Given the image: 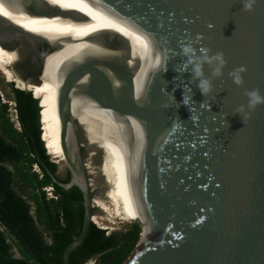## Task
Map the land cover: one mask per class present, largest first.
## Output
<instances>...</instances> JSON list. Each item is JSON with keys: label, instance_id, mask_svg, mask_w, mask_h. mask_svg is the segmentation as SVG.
<instances>
[{"label": "water", "instance_id": "95a60500", "mask_svg": "<svg viewBox=\"0 0 264 264\" xmlns=\"http://www.w3.org/2000/svg\"><path fill=\"white\" fill-rule=\"evenodd\" d=\"M189 40L225 54L208 96L181 52ZM0 52L57 97L71 179L52 180L78 187L85 208L65 264L93 222L83 149L104 154L96 143L119 151L142 221L123 264H264V104L236 113L246 90L264 94V0H0Z\"/></svg>", "mask_w": 264, "mask_h": 264}, {"label": "trees", "instance_id": "16d2710c", "mask_svg": "<svg viewBox=\"0 0 264 264\" xmlns=\"http://www.w3.org/2000/svg\"><path fill=\"white\" fill-rule=\"evenodd\" d=\"M27 63L31 66L30 60ZM13 93L20 130L8 116V103H0V264H65L67 246L83 229V194L76 186L65 190L53 182L52 175L68 183L71 173L59 175V165L42 140L39 100L18 87L13 86ZM35 164L42 175L33 170ZM21 182L31 188L34 206L18 192ZM47 186L54 188L58 199L47 197ZM141 233L139 222L126 232L111 234L92 222L84 241L71 253L70 264H86L94 256L97 264H123Z\"/></svg>", "mask_w": 264, "mask_h": 264}, {"label": "bare ground", "instance_id": "6f19581e", "mask_svg": "<svg viewBox=\"0 0 264 264\" xmlns=\"http://www.w3.org/2000/svg\"><path fill=\"white\" fill-rule=\"evenodd\" d=\"M13 61L0 52V72L9 82H16L19 88H27L35 92L40 102V123L42 126V140L46 143L49 152L59 161H65V150L62 143V129L58 110L57 97L51 87L31 82L15 75L12 70ZM17 73V72H16ZM104 151L101 172L106 179L104 196H94V206L102 210L106 220L111 225L116 222L141 221L129 191L127 178L120 153L112 145L96 143ZM92 157V155H91ZM91 176L95 173L92 162L86 163ZM93 181V179L91 180ZM94 188L93 182L91 183ZM103 192V191H102ZM101 193V192H100ZM99 217L94 214L93 222L98 223ZM109 228H113L110 226Z\"/></svg>", "mask_w": 264, "mask_h": 264}, {"label": "clouds", "instance_id": "9594fccd", "mask_svg": "<svg viewBox=\"0 0 264 264\" xmlns=\"http://www.w3.org/2000/svg\"><path fill=\"white\" fill-rule=\"evenodd\" d=\"M256 3L257 0H243V8L245 11H252ZM198 39L199 37H197ZM181 52L187 64L192 68V77L196 87L204 96H208L215 87L214 78L222 77L224 69L227 66L224 52L217 51L213 53L207 47L202 49L197 48L196 42L192 40L182 45ZM160 63L161 60L158 59L157 64L159 65ZM206 68L208 71L205 70ZM246 71V66L241 65L232 69L229 72V76L232 78L234 84L242 86L244 83L242 74ZM245 95L248 97L247 105H239L236 109V113L243 114V117L250 115V112H247L246 108L255 110L258 105L264 104V94L258 88L246 90Z\"/></svg>", "mask_w": 264, "mask_h": 264}, {"label": "rangeland", "instance_id": "374dc122", "mask_svg": "<svg viewBox=\"0 0 264 264\" xmlns=\"http://www.w3.org/2000/svg\"><path fill=\"white\" fill-rule=\"evenodd\" d=\"M12 70L15 73V75H17L18 77H20L22 79H25V80L28 79V77L25 74H23L20 70H18V68L16 67V65L14 63L12 65ZM13 86L17 87V83L16 82H14V83L13 82H9L4 77V75L0 72V103H8V105H9L8 116L11 118V121L15 122V126H17L19 128V130H20L21 129V124L18 123V121L16 119V114H15L16 102H15V95L13 93ZM39 104H40V102H39ZM40 110H41V108H40ZM41 129H42V126H41ZM46 149L49 152V149L47 148V145H46ZM49 155H51V159L53 161L58 163L60 175L63 176V177L66 176L67 167L65 166V164L62 163L61 161L55 159L50 152H49ZM83 155H84L85 159H87L86 162H88V161L92 162V165L95 168V173L92 176V179H93L92 182L94 184V188L97 191L95 193V196H98V194H101L102 196H104V193L106 191L105 190L106 179H105V177L103 176V174L101 172V167H102V162H103V154L97 148H84L83 149ZM91 155H92V157H91ZM33 170L39 172V174L42 175V171H41L40 167L36 166V164L34 165ZM31 191H32L31 188L27 187V185H24L23 182H21L19 184L18 192L21 195H23L28 201L32 202V204L34 206L35 201L33 200ZM95 214L99 217L98 218L99 219L98 223H96V222L95 223L98 224L99 227H101L103 229H106L107 230V234H111V233H114V232H121V233L126 232L129 229H131L132 225L134 224V222L129 223V222H124L123 221V222H116V224L111 225V223L106 220V216L102 212V210H100L98 208H95ZM135 222L141 223L140 221H135ZM110 226H112L113 228H109ZM141 226H142V223H141ZM47 240L50 242L51 238L48 236ZM98 260H99L98 256H94L92 259H90L88 261L87 264H97Z\"/></svg>", "mask_w": 264, "mask_h": 264}, {"label": "built area", "instance_id": "2783aa9c", "mask_svg": "<svg viewBox=\"0 0 264 264\" xmlns=\"http://www.w3.org/2000/svg\"><path fill=\"white\" fill-rule=\"evenodd\" d=\"M15 114H16V119H17V121H18V111H17L16 105H15ZM18 123H19V121H18ZM19 124H20V123H19ZM36 166H38V165L36 164ZM38 167H39V166H38ZM44 190L46 191V193H47V197H48L49 199H51V198L58 199V196H56L55 193L53 192V191H54V188H53V187H51V186H47V187H44ZM52 190H53V191H52Z\"/></svg>", "mask_w": 264, "mask_h": 264}, {"label": "flooded vegetation", "instance_id": "af4514ba", "mask_svg": "<svg viewBox=\"0 0 264 264\" xmlns=\"http://www.w3.org/2000/svg\"><path fill=\"white\" fill-rule=\"evenodd\" d=\"M22 50H20V54H22ZM33 57V56H32ZM32 57H29L28 56V59L27 60H30L31 61V65H32V63H34L35 61L33 60V58ZM40 65V64H39ZM39 65H38V67H37V69H36V71L37 70H39ZM36 73V72H35ZM82 139V138H81ZM59 173V172H58ZM59 175H60V173H59ZM61 176V175H60ZM63 177V176H62ZM95 189V188H94ZM94 195H95V193H94Z\"/></svg>", "mask_w": 264, "mask_h": 264}]
</instances>
